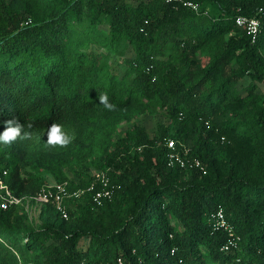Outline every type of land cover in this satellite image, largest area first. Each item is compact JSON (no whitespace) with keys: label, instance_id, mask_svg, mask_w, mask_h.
Returning <instances> with one entry per match:
<instances>
[{"label":"trees","instance_id":"trees-1","mask_svg":"<svg viewBox=\"0 0 264 264\" xmlns=\"http://www.w3.org/2000/svg\"><path fill=\"white\" fill-rule=\"evenodd\" d=\"M191 1L0 0V135L24 125L0 174L17 196L98 172L113 191L67 199L68 218L43 203L40 223L0 207V264H264V0ZM238 16L261 21L256 42ZM161 112L154 135L133 121L96 155L108 124ZM168 138L206 170L170 165Z\"/></svg>","mask_w":264,"mask_h":264},{"label":"built area","instance_id":"built-area-1","mask_svg":"<svg viewBox=\"0 0 264 264\" xmlns=\"http://www.w3.org/2000/svg\"><path fill=\"white\" fill-rule=\"evenodd\" d=\"M170 1H180L184 5L192 7L195 10H198L199 5L191 0H167ZM236 22L239 26L246 29L248 34L251 36L252 41L256 42L259 38L261 32V21L256 17L248 16H238ZM166 144L169 147V163L170 165H179L180 167H191L198 168L199 170L205 171V164L197 157H187L189 153V148L185 147L182 151L177 149V144L174 139H166ZM7 174V170L3 171V175L0 174V207L7 209L13 204H22L26 203V207H30V202L32 199L36 201L37 204H43L46 202L55 203L56 207L66 218L69 216L68 212V203L67 199L72 197H80L86 192H94V199L97 203L102 202L103 197H111L113 191L109 188V178L103 173L98 172L95 179L91 182L90 185L86 187H79L74 190L69 188L68 182H57V183H48L42 186L41 190L35 195H26V196H17L15 195L8 184H6L3 176ZM101 184L102 186L98 187ZM218 227H224L229 231H232V227L229 222L224 217L223 211L220 210L218 213ZM235 238L229 240L226 245V250H229L235 243ZM119 264H123V259L119 258Z\"/></svg>","mask_w":264,"mask_h":264},{"label":"rangeland","instance_id":"rangeland-1","mask_svg":"<svg viewBox=\"0 0 264 264\" xmlns=\"http://www.w3.org/2000/svg\"><path fill=\"white\" fill-rule=\"evenodd\" d=\"M119 71H122V66L119 67ZM133 121L139 122L144 124L149 132L154 135L157 131L158 124L160 122H166L168 121L167 118L164 116V113H150L141 115L138 117L129 116V117H121L120 119H117L116 121L112 122L111 124H108L107 127H104V131H102V135L98 139V143L95 145L96 155L100 153L102 149V143L105 139V135H112L114 138L120 135L127 129L129 126L133 124ZM98 171L93 168L91 170V173H97ZM49 183H57V181L54 179V177L49 176ZM41 204H30V207L27 208L28 213L36 223H40V212H41Z\"/></svg>","mask_w":264,"mask_h":264},{"label":"clouds","instance_id":"clouds-1","mask_svg":"<svg viewBox=\"0 0 264 264\" xmlns=\"http://www.w3.org/2000/svg\"><path fill=\"white\" fill-rule=\"evenodd\" d=\"M98 100L100 103H102L105 108L108 110H113L115 108V105H112L108 103V96L107 93H100L98 96ZM5 127L7 128L8 125L14 124L15 130L14 132L5 131L4 134L0 135V142L2 143H11L17 139V137L21 136V133L23 132L24 125L19 122L18 119L14 118L13 120L5 121L4 122ZM51 129H55V134H51L48 136V144L50 146H66L67 143L70 142V138L66 137L60 132L61 126L59 124H56L55 122L50 126ZM24 137H27L28 133H23ZM56 137H59L58 139Z\"/></svg>","mask_w":264,"mask_h":264},{"label":"snow or ice","instance_id":"snow-or-ice-1","mask_svg":"<svg viewBox=\"0 0 264 264\" xmlns=\"http://www.w3.org/2000/svg\"><path fill=\"white\" fill-rule=\"evenodd\" d=\"M57 139L59 138V137H56Z\"/></svg>","mask_w":264,"mask_h":264}]
</instances>
